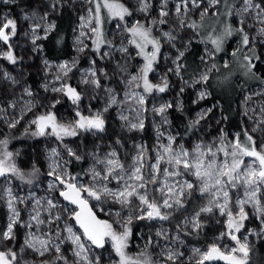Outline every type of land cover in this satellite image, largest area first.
I'll use <instances>...</instances> for the list:
<instances>
[{
	"label": "snow or ice",
	"instance_id": "obj_1",
	"mask_svg": "<svg viewBox=\"0 0 264 264\" xmlns=\"http://www.w3.org/2000/svg\"><path fill=\"white\" fill-rule=\"evenodd\" d=\"M18 2L0 0V8H8L6 12L0 11V45H3L0 60L13 66L23 61L16 51L18 45L14 44L20 23L12 15V7ZM83 3L87 7L83 9L84 14L78 16L79 23L73 29L76 33L73 46L78 54L91 53L88 67H79L80 55L55 65L46 58L42 60L46 78L51 77L42 85L44 91L66 98L73 106L74 118L64 120L59 117L53 109L61 100L54 99L48 110L35 115L25 129L26 135L52 137L57 141V146L46 153L49 179L45 195L38 196L34 190L27 195L13 191L12 178L38 187L41 170L33 163L31 170L25 172L17 164L19 153L8 150L9 139H0V179L5 181V186L0 189V201L7 209L6 223L0 228V264H105L106 261L107 264H183L184 259L189 264H250L254 245L249 237L264 239V101L257 108L248 104L253 95L264 97V88L244 98L242 117L251 122V127L244 126L241 121V130L231 137L221 127L216 138L207 143L198 139L191 148L178 142L180 133L171 130L169 110L175 107L183 112L182 102L153 105L151 113L160 118L158 123L153 119L154 148L150 150L144 143L135 144V154L126 166L115 147L110 145L109 150L101 154L97 145L96 150L88 153L91 164L84 172L88 183L83 182L80 174L70 172L73 160L83 162L86 157L65 140L86 133L105 132V114L113 108L118 110L117 119L124 129L143 133L146 113L149 112L148 98L169 90V74L182 82L178 95L184 93L185 86L200 85L201 90L193 104L208 98L211 95L207 91L209 74L217 69V65L213 62L206 70L196 72L191 83L184 79V73L188 69L186 53L195 37L200 35L210 12L218 20L223 17L220 21L222 27L219 35L210 33L207 37L213 47L211 50L205 48L204 54L199 56L200 62L207 65L210 60L214 61L216 54L223 50L225 41L238 34L240 46L232 55L235 57L244 49L251 52L252 55H243L244 75L264 85V76L256 71V62L261 61L256 44L264 45V0H158V4L154 0H135L131 6L124 0H83ZM222 5L223 12L220 10ZM64 6L65 0H46L39 10L21 9L20 19L28 22L23 35L31 44L34 55L44 51L40 41L47 40L57 28L55 20L50 17ZM136 14L142 15L143 19L129 23V18ZM193 14L198 15L199 20L193 19ZM170 17L175 18V23L164 30L163 26L169 25ZM113 21L116 22L113 28L119 36L118 42L109 39L105 29V25ZM185 30H191L193 37L185 40L180 35ZM250 30L256 34L250 35ZM166 45L174 55L172 52L163 53ZM116 53L120 54L119 59H116ZM114 59L115 68L111 73L106 65L97 66L98 61ZM136 59L141 63L132 71L130 65ZM162 59L169 60L171 66L167 67L159 83H154L150 75L157 72ZM224 67L229 64L225 62ZM53 68L56 69L54 73ZM74 72L80 73L81 84L92 89V100L104 101L102 109L92 110L89 104L90 114L84 113L81 109L84 94L69 83ZM114 78L123 84V89L117 90L102 82ZM0 80L7 81L9 87H20L22 92L19 99L7 100L6 107L0 104V117H4L12 129L23 116L9 120L7 110H15L23 102L21 112H31L37 101L30 85L26 82L22 85L2 67ZM25 96L30 99L25 101ZM39 106L43 107L42 104ZM216 107L218 105L201 109L194 119L189 120L185 131H199L201 122ZM227 119L223 117V120ZM115 143L123 147L119 139ZM113 183L115 187L110 186ZM57 193L64 203L56 199ZM197 194L206 203L176 224L175 234L161 225L155 231L156 240L148 237L145 248L158 249L156 259L146 250L139 254L143 259L128 255L134 220L170 222L176 213L187 211L189 202ZM105 205L120 207L116 210ZM98 212L116 219H101ZM22 213H26L27 218H23ZM205 214L223 217L224 230L206 249L195 247L191 255L185 257L178 247L185 243L182 235L199 234L204 226L201 216ZM253 217L259 221L258 231L246 229L245 222ZM216 222L220 223V220ZM18 229H24L22 237L18 236ZM18 239L22 242L16 247ZM223 240L232 243L222 244ZM28 254H34V258L25 259Z\"/></svg>",
	"mask_w": 264,
	"mask_h": 264
},
{
	"label": "rangeland",
	"instance_id": "obj_2",
	"mask_svg": "<svg viewBox=\"0 0 264 264\" xmlns=\"http://www.w3.org/2000/svg\"><path fill=\"white\" fill-rule=\"evenodd\" d=\"M125 3L129 4L131 6L135 3V0H124ZM155 3L158 4V0H154ZM46 3V0H30L28 4H25L23 6H15V10L13 9L12 15L15 16L20 23V29H19V35L15 38L14 44L18 45L16 48L17 54L23 57V61L18 66L10 65L5 60H0V67L6 69L8 72H10L13 76H15L18 80L21 81V84L23 85L25 82L31 86L32 91L35 94V100L37 101V106L33 108L31 112H21V107H23V102L18 104L17 108L15 110L8 109L6 116L7 119H12L13 117H20L23 116V119L20 120V123L17 124L15 128L18 131H25L26 128L29 127V122L31 119L34 118L35 115L40 114L43 111L48 110L49 105L51 104L52 100L54 99H60L61 103L56 106L55 109H53L59 117H62L64 120H71L74 118V112H73V106L70 104V102L60 96L59 94H54L51 92H45L43 88V84L47 81V79H51V77L45 76V69L42 64V60L44 58L48 59L44 52L40 54L34 55L31 51V44L28 42V40L24 37L23 33L27 30L28 22L23 21L20 19V13L21 9L24 8L28 11H32L33 9H41L44 4ZM65 5L69 6L71 10L73 11L75 15V23L73 26V29H75L79 23L78 16L83 15L84 11L83 9L87 7L83 3V0H75L73 3L72 0H65ZM221 12L224 11L223 5L221 6ZM5 11V10H0ZM6 12V11H5ZM152 15H156V12L153 11ZM134 19H143V16L140 14L134 15L132 18H129V23L132 22ZM193 19L199 20L198 15L193 14ZM223 20V17H220L219 20L217 17L211 16V12L209 13V16L205 18L204 27L200 30V35L196 36L194 39V42L199 43L201 46V53L199 56L204 54L205 48L211 50L212 45L207 40V37L210 33H212L214 36L219 35L221 32L222 24L220 21ZM116 22L113 21L112 24H106L105 29L109 33V39L114 40V42L119 41V36L115 34V30L113 28V25ZM175 23V18L170 17L169 19V25L163 26L164 30H168L173 24ZM232 23L235 25L236 20L233 19ZM72 29L71 34V45H72V55L69 58L66 59H60V60H50L48 59L52 64H59L65 60L71 61L72 59L76 58L78 55H80V65L79 67L81 69L88 67V56L91 55L90 52H87L85 54H78L74 49V39L76 33ZM213 29H215V32H213ZM254 30H250V35H255ZM181 36L185 40L189 39L190 37H193V33L191 30H185L184 32L180 33ZM41 43V41H40ZM240 46V36L238 34L233 35L232 37L228 38L225 43L223 50L216 54L214 61L210 60L207 65H204L199 61V71L206 70V68L211 67L212 63L214 62L217 65V69H213L210 72V86L211 91L218 95L219 97L224 98L225 100H230L232 96L233 89H237V86H239V92L236 96L235 100V107L238 111V115L241 121H243V125L246 127H251V122L247 119L242 117V112L244 110V98L247 95H252L258 91H260L262 88H264V85H261L259 81L250 78L248 76L244 75L245 69L241 66L243 63V55H252L251 52H249L247 49H244L241 52H238L237 55L234 57L232 53ZM3 45H0V48H2ZM163 53L168 54L172 52V50L169 48V46H165L163 48ZM256 53L261 56V61H264V45H260L259 43L256 44ZM174 55V52H172ZM120 54L116 53L115 57L116 59H119ZM257 61V69L258 73L262 76H264V62ZM227 62L229 64V67L225 68L224 63ZM141 61L139 59H136L132 62V65H130V70L135 71V65L140 64ZM106 65L109 72L115 68V59L112 61H98L97 66H104ZM171 66V62L167 59H162L160 63L157 65V72L150 75V79L154 83H159L160 77L166 72L167 67ZM56 71L55 68L52 69V72L54 73ZM198 71V72H199ZM23 73V75H21ZM169 82L171 84V87L168 91L165 93H154L152 96H150L149 99V112L146 113L147 119H146V130L141 132H128L126 129H124L121 126V121L117 119L118 110L116 108L110 109L109 112L106 115V130L103 133H97L95 135L91 133L89 134L91 137L95 138L94 144L95 146L88 152H92L96 150L97 145L100 146V152L103 154L104 152H107L109 150V146L115 147L118 152L120 153V158L122 162L125 163L127 166L131 163V157L135 154V144L144 143L147 145V147L151 150L155 146V132L153 130V119L158 123L159 117H154L151 113V107L153 105H159L165 102H172L174 105L177 102H182V105L184 107V104H188V116L187 121L185 124V119L183 121L176 120L178 122L175 124V117L178 115L177 110L175 107L169 110V116L172 120V126L171 130L179 132L181 135V139L178 142L184 143L185 147L191 148L194 143L198 139H203L206 143L210 142L214 138H216L219 134V130L221 127L224 128L225 120H223V117L225 115L221 111V104L219 101H211V95L208 96V98L200 100L198 103L193 104V101L197 99V94L201 90L200 85H194V86H185V91L182 95H178L179 88L182 85V82L175 76L169 74L168 76ZM185 80H188L190 83L193 78L189 79L184 77ZM34 81H36V85H34ZM236 81L238 85L236 84ZM105 83L106 86H111L113 88H116L117 90L123 89V84H120L117 82V80L114 78L112 81H102ZM74 87H77L79 91H81L84 94V100L81 102V109L84 111L86 115L90 114L88 111V105L91 104L92 110H99L104 107V101L102 99L92 100V96L94 95L92 89L88 87L87 85L80 83V73L74 72L71 74V79L69 81ZM207 91L209 93L210 90L207 88ZM22 95L20 87H9L7 81L0 80V104L5 105V102L9 99L16 98L19 99ZM101 97H103L104 93H100ZM30 99L29 97H24V100ZM185 101V103H184ZM186 101L188 103H186ZM264 101V97L253 95L252 101H249L248 106L257 108L259 104ZM42 104L43 107H40L39 105ZM213 105H218V107L213 108V111L208 115L207 119L201 122L200 130L196 132H186L185 129L187 127V124L189 120L194 119L196 114L201 109H207L209 107H213ZM252 113H250L251 115ZM220 120L221 123H217V121ZM0 121L7 126V123L5 122L4 117H0ZM114 123L115 127L111 126V123ZM183 122V123H182ZM182 124V126H181ZM186 125V126H185ZM184 127V128H183ZM8 129H10L7 126ZM34 129V126L32 127ZM229 136L231 137L234 133L238 132L237 130H225ZM36 142H18L14 146L11 147L10 142L8 145V150L12 151L13 153H19V156L17 157V164L19 167H21L25 172H28L31 170L33 163H35L41 170V175L37 181V184L39 185L37 187L36 184L34 185H27L21 181H19L16 178H12V184L11 187L13 188L14 192H18L20 195H27L29 191H36L38 196L45 195V190L47 187V181L48 177L46 175L47 173V157L46 153L47 151L57 146V141L52 137H37ZM119 139L121 141L120 145H117L115 142ZM65 143H67L69 146L73 147L74 149H77L80 154H82V146L80 145V138L79 136L76 138H70L65 140ZM61 151L63 152V149L61 148ZM88 153L85 154L86 159L83 161V182L88 183V177L84 176L85 170L89 167L91 164L90 158H88ZM67 158V157H66ZM30 161V166L25 165V162ZM70 170V166H69ZM5 186V181L0 179V189H2ZM112 187H115V184L113 183L110 185ZM56 199L60 200L61 203H64L62 201V198L58 196V193L55 194ZM199 197V195L197 194ZM200 198V197H199ZM94 203V202H93ZM206 203L204 199L199 204V207L203 206ZM23 207V206H21ZM105 207H113L114 209L118 210L119 205H105ZM198 207V208H199ZM198 208L194 209L190 213H185L183 210L181 212H178L174 215L173 219L170 222H159V221H152L154 224L153 229L148 233H143V231H139L137 233V240L135 241V244L140 249H146V243L149 236H152L153 240H156L155 231L156 229L160 228L161 225H163L164 228L170 229L171 234H175V226L176 224L180 223L185 216H190L194 211L198 210ZM0 228H3L6 223V216H7V209L4 206L3 201H0ZM181 213V214H179ZM125 213L122 212V215ZM98 215L101 219H108L110 221L115 220V216H108L104 213H99ZM135 215V213H133ZM216 218H219L218 214L213 215ZM23 218H27L26 213H22ZM223 218V217H221ZM252 223L247 225L246 223V229H256L259 230V221L256 220L254 217L251 218ZM224 221V218H223ZM191 231V229H188ZM224 230V228L220 229L215 235L210 236V243H212L216 237L219 236V234ZM24 233V229H18V236L22 237ZM243 234H247L244 232ZM182 238L184 240V244L180 247V250L185 253V257H188L191 255V250L195 247H199L202 250L206 249L207 245H204L202 243L197 242H188L185 239V236L182 235ZM250 242H258V240L255 236L249 237ZM262 240V239H261ZM22 240L18 239L16 241V247H19ZM209 243V244H210ZM222 244H228L230 245L232 242L229 240H223L221 241ZM110 250V249H109ZM147 250L152 255L153 259H156L158 256V249L154 247H148ZM107 256V253H105ZM70 256V254H69ZM25 259L32 260L34 258V254H28L24 257ZM38 259V258H37ZM71 259V256H70ZM183 262L189 263L187 259H184ZM107 264V261L105 262ZM218 264H223V262H218Z\"/></svg>",
	"mask_w": 264,
	"mask_h": 264
},
{
	"label": "trees",
	"instance_id": "obj_3",
	"mask_svg": "<svg viewBox=\"0 0 264 264\" xmlns=\"http://www.w3.org/2000/svg\"><path fill=\"white\" fill-rule=\"evenodd\" d=\"M29 1L30 0H19L17 5L23 6L25 4H28ZM2 9L5 11L8 10L7 6L0 8V10ZM13 9L15 10V7H12V11ZM50 19L55 20L57 24V28L49 36L47 40L41 41V44H43L44 46V51H43L44 55L50 60H60L71 57L73 51H72L70 38L75 23V15L73 11L69 6L65 5L59 13H53ZM57 41H62V42L57 43ZM200 53H201L200 44L193 42L189 52L186 53L185 63L188 65V69L187 72L184 73V77L191 79L193 78L194 74L199 71L200 65L198 60ZM211 79L209 80L207 85V88L211 92L210 100L220 102L221 111L228 118L227 120H225V124H224L225 130H237L239 132L241 130V120L239 118L238 111L235 107V100L239 92V86H237V89H233L230 100H225L224 98L219 97L218 95H216L211 91V86H210ZM236 84L238 85L237 81ZM34 85H36V81H34ZM186 103L188 102L186 101ZM183 109H184L183 112L175 110L178 113V115L175 117L176 118L175 124L177 125L178 122H176V120L184 122V119L186 124L187 116H188V104H184ZM110 123L112 127H115L114 123L112 122ZM4 138L9 139L11 147L18 142L34 143L37 140H39L37 139V137L26 135L25 131H18L17 129H8L7 126L0 121V139H4ZM79 138H80V145L82 146L81 155L85 156V154L88 153L95 146L94 144L95 138L91 137L87 133L82 134L81 136H79ZM83 164H84L83 162H76L73 160L70 165V172L73 174H80L81 176H83V168H82ZM25 165L30 166V161L28 160V162H25ZM201 201L202 198H199L197 195H195L192 198V200L189 202L187 211L184 210L183 211L185 213H190L191 211L199 207ZM217 219L220 220V223L216 222ZM201 220L203 221L204 226L202 230L199 232V234L194 233L190 236H185V239L188 242H197V243H202L204 245H208L210 243V236L215 235L220 229L223 228V218L221 217L216 218V216L214 217L211 214H205L201 216ZM251 223H252L251 219L247 221V225ZM153 224H154L153 222H148L146 220L145 221L134 220L132 224V237L130 239L129 247L127 249L129 256L133 258L143 259V257H140L139 254L145 250L149 253L147 249L138 248L135 244V241L137 240V233L139 231H143V233L146 234L153 229L154 227ZM252 244L254 245V248H253L250 264H264V239L258 242H254ZM183 264H189V263L183 262Z\"/></svg>",
	"mask_w": 264,
	"mask_h": 264
}]
</instances>
